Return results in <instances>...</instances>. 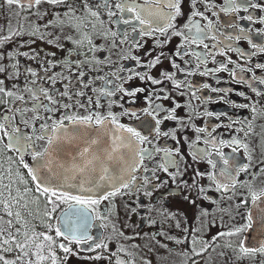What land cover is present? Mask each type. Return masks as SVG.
Wrapping results in <instances>:
<instances>
[{"label":"snow or ice","instance_id":"1","mask_svg":"<svg viewBox=\"0 0 264 264\" xmlns=\"http://www.w3.org/2000/svg\"><path fill=\"white\" fill-rule=\"evenodd\" d=\"M2 3L8 8L19 10L17 19L19 21L31 20L32 16L37 14L36 10L41 5H48L52 8H66V12L53 13L58 19H71L67 27L71 29L70 34L66 38V43L71 44L77 51L72 52L71 49L60 48V51H67L69 56H75L76 60H68L64 63L68 64L67 71L71 75L78 76L82 82L80 88L88 89L91 85L85 80L86 73H75L73 68L83 69L88 61L81 59V52L85 57L95 52H105L108 47L119 51V44L127 47L129 52L138 51L143 47V42L148 39H156L160 36L178 37L182 42L178 45L180 51L176 53V59L184 60L189 65V71L183 73L180 65L172 63V68L178 73L185 75H195L191 71L192 65L186 60V57H191L192 60L198 61L196 67L206 66L207 64L217 63L215 59L210 57L224 56L225 51L216 45L226 44L231 51H239L232 49L233 43H240L242 39H249V35L264 36V32H256L255 29H245L238 27L241 20H247L252 25H264V19H259L250 15L251 10L258 8L254 0H223L224 8L221 10L223 15L232 19L229 25L225 28L232 31L233 34L221 32L220 36L224 39H219L216 35L217 27L201 10L200 5H204L208 12L214 15H219L216 12L215 4H207L206 0H187V9L185 11L186 0H2ZM264 10V9H261ZM28 13V15H25ZM244 13L243 17L237 14ZM43 15L48 16V12ZM95 21V24L90 22ZM178 20H184L183 27ZM204 23H197V21ZM104 24L109 25L113 43L110 46L102 47L94 42L91 33L97 27L103 28ZM49 25H45L48 27ZM23 27V25H21ZM59 27H65L64 20H61ZM112 29H117L112 31ZM238 29L239 36L235 35ZM19 30V29H18ZM33 32L39 34V27L34 28ZM22 34V33H21ZM48 35V33H45ZM16 33L7 35L6 39L12 41ZM108 39L107 36L104 37ZM213 41L212 45H206V41ZM51 43V41H50ZM249 43H252L249 40ZM59 48V35L57 42L54 45ZM157 47H166L157 42ZM202 48V53L190 51L193 48ZM23 47V45H21ZM212 49L209 51V49ZM253 52L259 51L260 55H264V48H258L252 43ZM25 55L24 53H18ZM51 55V54H50ZM151 56V53H148ZM163 53L158 54L155 59L148 64H141L140 58L130 57L134 60L139 68H146L149 71L157 66L158 63H163L161 59ZM247 60V56L240 53ZM29 59H37L34 56H27ZM0 57V60H3ZM39 62V61H38ZM97 64L104 66V58L101 57L96 61ZM232 60H228V64H232ZM111 67V65H108ZM48 65L45 67L47 74ZM95 71V69H92ZM226 69L223 65L219 67V72H224ZM249 69H241L248 71ZM120 73L127 72L126 78L122 79L121 75L113 74L106 78L101 76L94 78L99 79L104 87L103 89H93L95 95L101 99L93 100L88 96L87 103H77L76 98L83 101L86 92H81L79 88L73 87L66 98L69 100L67 105H61L57 100V96H63L59 90L50 92L44 87H32V81L27 88L20 90L21 93L29 92L32 98V105L29 108L19 107L8 109L11 115L4 116L0 114V152L13 153L18 157L21 166L26 172L27 178L16 173V178L11 175L7 178L0 176V264H8V258L11 257L12 264H61L57 252L64 254V257L74 256L76 253L72 251L68 245L76 248V252H97L103 249L108 251L101 239L96 238L89 233L92 231V225L95 221L104 223V216L108 215L106 211L103 215L96 212L98 206L111 198L116 197L121 191H126L129 181L125 178L122 168L127 169L129 176L136 172H141V175L146 177L142 185H137V188L144 187L145 194L151 196L153 190L159 191L162 183L156 178V166L148 167L147 165L155 159V157L163 153V163L159 164V168L164 171L165 175H170L169 170L175 169L177 161L173 157L183 159L179 151H169L168 149H160L156 147L158 141L153 142L145 135H141L140 131L133 127L124 126L118 123L119 117L111 112L104 114V109L110 107H123V105L112 103V98L119 93L126 97L137 96L143 93V89L126 91L123 87L124 83L132 79L145 80L151 83L160 95H154L150 98L147 110L139 112L125 111L124 115L134 117L139 120L141 115L150 117L155 121V135L157 137L168 136V133L160 130L161 125L165 120L175 121V115L170 109H165L161 104L156 103L158 100H169V95L160 85L167 81H173L174 87L177 90H183L180 82H175V77L165 73L164 79L153 80L148 75V72L140 73L136 69L121 68ZM2 74V72H0ZM27 75L35 77L38 75L35 71L26 72ZM203 74V73H202ZM213 74H216L213 71ZM233 79H236L235 73H230ZM19 75V73H17ZM62 77L60 82L67 79L68 84L75 85L76 81L68 77H64L63 73L54 74ZM114 81V82H113ZM44 83H48L47 75L44 78ZM258 84L264 85V81H257ZM189 86L191 83L189 82ZM55 88V85H52ZM204 89L208 86L204 85ZM69 90L66 88L65 92ZM213 91H216L213 89ZM257 98L264 97V92L255 91ZM226 94V93H225ZM13 93L4 89V81L0 80V102L3 98H11ZM192 96H196V90H193ZM15 99L19 105L28 103L23 94H18ZM248 99V97H245ZM134 103L135 101H130ZM89 105L92 107L90 108ZM181 105L177 104L179 109ZM236 107V105H233ZM243 107V106H241ZM63 108L64 115L57 116V113ZM101 110L99 114L92 109ZM87 110L90 114L86 117H77L74 111L70 110ZM255 111V105L253 107ZM43 111L45 117H41L39 113ZM33 114L32 123L25 122L21 127L17 116L21 113ZM160 117V119H157ZM203 118V117H201ZM219 119V117H212ZM232 124L243 125L239 128L231 129L236 132L237 137H243L247 141L253 135L252 125L250 122L232 121ZM230 125L220 124L212 126L210 130L194 129L197 133V138L194 143L190 144L192 159L201 162L206 161L212 169V175L207 179L213 184V188L204 189L197 188V195L201 199H207L202 195L204 191H216L223 193L227 199H231L229 193L236 189L239 185L236 181L241 175L251 173L253 177H258V174L264 173V160H261L260 165L255 169L251 168L252 159L248 153L252 150L248 143H242L240 139L233 138L230 143L217 141L212 133L219 131L220 128H229ZM31 130L30 133L28 130ZM93 129H98L99 132L93 133ZM246 133V134H245ZM172 139H177L176 131L171 134ZM207 136L206 141L201 140L200 136ZM187 141V137H183ZM203 143L204 149L196 147L197 144ZM43 144L42 150H38V146ZM260 142H257L259 145ZM208 145H212L208 148ZM257 145H253L256 147ZM155 149V151H153ZM224 149L232 150V158L229 160L223 155ZM244 154V159L248 160L247 164L241 163L238 159ZM26 156H30L31 164L25 160ZM214 157H219L218 160ZM11 162V161H10ZM0 170H4L0 165ZM11 173V168L6 170ZM175 179V177H172ZM205 177L199 172L195 173L194 179L199 181ZM122 182V183H121ZM150 182L156 184V188L149 187ZM135 183V181H131ZM242 184H249L250 180H244ZM189 189L197 187L194 184L185 185ZM181 187V186H178ZM181 195H184L181 193ZM234 195V193H233ZM184 199L189 203L194 204L195 201L189 196H184ZM249 200L253 208H258L264 213V192L259 194H250L242 203L236 205L237 210L248 205ZM208 203H214L208 200ZM221 211H226L221 209ZM247 221L241 223L238 229L222 232L212 241V245H216L217 240L228 239L229 245L227 249L239 254L240 259L245 258H264V232H262L258 244L249 246L246 240L240 239L247 236L253 230L252 226L255 222V217L251 211L248 213H240ZM261 227L264 229V220L261 221ZM190 235V234H189ZM188 236L184 240L177 243H186ZM235 240V244L232 241ZM196 243L195 240L192 241ZM90 246V247H85ZM211 245L204 248L207 252ZM202 252H197L196 255H202ZM110 255H112L110 253ZM101 256H95L93 259L100 260ZM230 260L231 257H228ZM66 264V261H65ZM119 264V261H117Z\"/></svg>","mask_w":264,"mask_h":264},{"label":"flooded vegetation","instance_id":"2","mask_svg":"<svg viewBox=\"0 0 264 264\" xmlns=\"http://www.w3.org/2000/svg\"><path fill=\"white\" fill-rule=\"evenodd\" d=\"M254 2L257 3L258 8L251 10L250 15L264 19V10H261L264 9V0H254ZM206 3L215 4V11L220 13L214 15L212 12H208L204 5H200L204 14L217 27V37L221 40L224 39L220 36L221 32L233 34L231 30L225 28L226 25L232 22V19L223 15L221 11L224 8L223 0H206ZM0 9V57L4 58L0 60V72H2L0 80L4 81V89L13 93L11 98H3L0 102V114L4 116L11 115L7 111L8 109L31 107V94L29 92L21 93L20 90L27 88L32 81H35L31 85L34 88L44 87L50 92L59 90L61 94H64L63 96H57V100L61 105L69 103L66 96L70 94L73 87L87 93L83 101H80L77 97V103L86 104L88 96H91L93 100L101 99L95 95L93 89H103L104 85L99 79H96L94 83L93 79L105 76V74H107L106 78H109L114 73L121 75L122 79L126 78L128 73H120L121 68H138L140 73L148 72L153 80L164 79L163 74L168 73L175 77V82H180L183 86V90H177L173 81H167L165 84L160 85L170 99L155 102L161 104L165 109H170L175 115V121L165 120L160 127L162 132L169 134L165 137L155 135V121L151 120L150 117L141 115V118L137 120L134 117L124 115L125 111L142 113V110L148 109V104L145 101L153 102L150 98L161 94L146 80L142 82L140 79H132L123 84L126 91L143 89V93L137 96L126 97L117 90V95L112 98V103H119L123 107L113 106L109 108L106 104L103 110L104 114L111 112L119 117L118 123L133 127L153 142L158 141L156 143L157 148L179 151L183 159L173 157L177 161V166L175 169L169 170L170 175H165L164 171L158 166L163 163V153L147 165L148 167L156 166L157 180L167 182L161 184L159 191L153 190L151 196L145 194L146 189L144 187L137 188V185H142L143 180L146 178L141 175L143 169H141V172L128 176L127 190L121 191L116 197L98 206L96 209L98 214L103 215L107 211L108 215L104 216L102 225L100 221H95L92 225V231L89 233L101 239L108 251L101 249L97 252H76L74 246L68 245L76 254L64 257V254L57 252L61 264H65V261L66 264H112V261L119 256L120 244H124L129 250L137 252L139 258L145 261L146 264H170L172 261L178 264H263L264 258L261 257L240 259L238 253L227 249L228 239L217 240L216 245H212V241L220 233L236 230L241 223L247 222L240 213L253 212L255 208L252 207L250 200L247 206L239 210H237L236 205L242 203L250 194L264 192V173L258 174V177H253L251 173L241 175L236 181L239 186L233 189L232 193H229L231 199H227L223 193L216 191H204L202 195L207 199H201L197 195V188H213L212 182L207 179L213 173L206 161L197 162L192 159L190 144L194 143L197 138L194 129L210 130L212 126L220 124L230 125L229 128H220L219 131L212 133L213 137L218 142L230 143L233 138H237L242 143H248L252 149L248 153V156L252 159V169H255L257 165H260L261 160H264V97L257 98L254 92V90L264 92V85L257 83L258 80L264 81V55H260L259 51L253 52L252 49V43L256 44L258 48H264V36L250 34L249 39H242L240 43H233L231 48L239 50L238 52L229 50L226 44L216 45V47L225 51V55L210 57V59H215L217 62L215 64L209 63L206 66L197 68L198 61L186 57V60L191 63V71L195 72V75L183 74L189 71V65L184 60L176 59V53L180 51L178 45L182 42L178 37L160 36L158 41L148 39L143 42V47L133 52H129L126 46L119 44L117 41L119 51L108 47L105 52L97 51L94 55L90 53L87 57L81 52V59L88 61V63L83 69L73 68L72 71L81 74L86 73L85 80L88 81L91 87L84 89L80 88L82 82L78 76L71 75L67 71L69 65L64 63L68 60L75 61L76 57L69 56L67 51H60V48L71 49L72 52L77 51L71 44L66 43V38L71 32L67 24L73 21L70 18L64 19L63 17L58 19L55 15H52L53 13L66 12V8H52L48 5H41L36 10L37 14L32 16L31 20L26 21L17 19L18 9L8 7L3 9L0 7ZM185 11H188L187 0ZM44 12H48L49 15H43ZM25 15H28V13H25ZM237 15L243 17L245 14L239 13ZM61 20H64L65 27L63 28L59 27ZM90 22L92 24L96 23L91 20ZM177 23L183 27L185 21L178 20ZM197 23L204 22L198 20ZM46 24L49 26L45 27ZM37 27L40 29L39 34L33 32V29ZM238 27L264 32V25H252L247 20H241ZM108 30V24H104L103 28L97 25L95 31L91 33L94 42L102 47L110 46L113 41ZM116 30L112 29V31ZM13 32L16 33V36L12 41H8L6 36L11 35ZM45 33H48V35H45ZM234 34L239 36L238 29ZM57 35H59V48L54 46L57 42ZM105 36L108 37L107 40L104 39ZM249 40L252 43H249ZM157 42L162 45L166 44V47H157ZM213 43L211 40L205 42L206 45H212ZM189 50L197 53L203 52L202 48H195L194 46ZM211 50L210 48L209 51ZM18 53H24L26 56ZM148 53H151V56ZM160 53H163L161 57L163 63H158L150 71L146 68H139L135 61L130 59L134 56L140 58L141 64H148ZM240 53L247 56V60ZM27 56H34L37 59H29ZM101 57L104 58V66L96 63ZM228 60H232L233 63L228 64ZM173 62L181 66L183 73H178L172 68ZM49 64L54 65V67H48L46 74L45 67ZM108 65H111V67ZM221 65L226 69L224 72H219ZM92 69H95V71ZM241 69L249 70L241 71ZM31 71H35L38 75L32 77L26 74V72ZM213 71L216 74H213ZM59 73H63L64 77L76 81V84H68L67 79L61 83L62 77L54 75ZM230 73H235L236 79H233ZM46 75L48 83L43 82ZM189 82L191 86H189ZM52 85H55V88ZM204 85H207L208 88L204 89ZM66 88L69 90L67 93L65 92ZM213 89L216 91H213ZM193 90H196L195 97L192 96ZM18 94H23L28 103L19 105L15 99ZM245 97H248V99H245ZM177 104L181 105L179 109L176 108ZM233 105H236V107H233ZM254 105L255 111L253 110ZM89 107L92 106L89 105ZM92 110L97 114L101 111L95 108ZM70 111H74L77 117H86L90 114L83 109ZM39 115L42 118L45 117L43 111ZM63 115L64 111L61 108L54 119ZM212 117H219V119H213ZM157 119H160V117H157ZM17 120L20 126L23 127L26 121L29 124L32 123L33 114L31 112L26 115L21 113L17 116ZM232 121L250 122L253 131L252 137L247 141L242 136L237 137L236 132L231 129L243 125L232 124ZM28 131L30 133L31 130ZM173 131H176L177 139L171 138L170 134ZM183 137H187V141ZM200 139L206 141L208 137L202 135ZM258 141L260 142L259 145H257ZM253 145L257 146L253 147ZM43 147L44 145L40 144L38 150H42ZM196 147L204 149L205 145L201 143L197 144ZM211 147L212 145H208V148ZM223 155L231 160L232 150L224 149ZM214 159L218 160L219 157H214ZM238 159L243 164L248 163V160L244 159L243 153ZM25 160L31 164L30 156H26ZM21 163L13 153L0 152V165L3 166L6 178L11 175L15 179L16 173L27 178ZM9 168L12 170L11 173L6 171ZM196 172H199L205 178L199 181L195 180ZM173 176L175 179L172 178ZM246 179L250 180V186L241 183ZM133 180L135 183H131ZM185 182L194 184L197 187L189 189L182 186L185 185ZM149 187L155 189L156 184L150 182ZM181 193L184 195H181ZM185 195L189 196L195 203L192 204L185 200ZM208 200H212L214 203H208ZM221 209L226 211L222 212ZM260 213L261 211H256V227H258V218L262 217ZM252 228H254V224ZM252 232L253 230L247 236L240 238L246 240L249 246H252L250 244V234ZM186 235L188 236L186 243H177V241L184 240ZM113 239H118L119 244L113 243ZM193 240L196 241L195 244L192 243ZM232 244H235V240L232 241ZM209 245H211L210 250L205 252L204 248ZM197 252L203 254L196 255ZM95 256H101L102 258L95 260L93 259ZM228 257H231V259L229 260Z\"/></svg>","mask_w":264,"mask_h":264},{"label":"rangeland","instance_id":"3","mask_svg":"<svg viewBox=\"0 0 264 264\" xmlns=\"http://www.w3.org/2000/svg\"><path fill=\"white\" fill-rule=\"evenodd\" d=\"M0 7L3 9L4 7H7L6 5H4L2 3V0H0ZM0 13H1V9H0ZM0 176H5L4 170H0ZM113 243H118L119 244V240H112ZM2 246V245H0ZM119 256L116 257V259L114 261H112V264H117V261H119V264H146L145 261L141 260L139 258V256L137 255V252H134L132 250H129L124 244H120L119 246ZM141 253V252H140ZM0 255H6L5 253H0ZM8 258V264H12V259L11 257H7ZM170 264H178V263H174V261L170 262ZM264 264V262H263Z\"/></svg>","mask_w":264,"mask_h":264},{"label":"water","instance_id":"4","mask_svg":"<svg viewBox=\"0 0 264 264\" xmlns=\"http://www.w3.org/2000/svg\"><path fill=\"white\" fill-rule=\"evenodd\" d=\"M92 131H93V133L99 132V130H92ZM121 171L124 173L125 178L127 179L129 176L127 173V169L122 168ZM256 211H260V210L258 208L253 209L252 213H253L254 217L256 216ZM260 214H262V217L258 218V227H256V224L254 222L253 232L250 234V244L252 246H255L258 244V240H259L262 232H264V229H262V227H261V221L264 220V213L261 212Z\"/></svg>","mask_w":264,"mask_h":264}]
</instances>
